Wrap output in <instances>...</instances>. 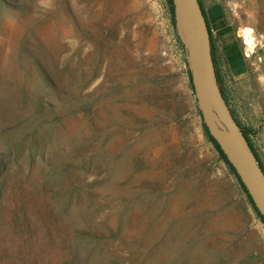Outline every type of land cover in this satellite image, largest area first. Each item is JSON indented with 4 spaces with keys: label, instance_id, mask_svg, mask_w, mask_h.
I'll list each match as a JSON object with an SVG mask.
<instances>
[{
    "label": "rangeland",
    "instance_id": "1",
    "mask_svg": "<svg viewBox=\"0 0 264 264\" xmlns=\"http://www.w3.org/2000/svg\"><path fill=\"white\" fill-rule=\"evenodd\" d=\"M201 1L264 166V0ZM177 37L167 0H0V264H264Z\"/></svg>",
    "mask_w": 264,
    "mask_h": 264
},
{
    "label": "water",
    "instance_id": "2",
    "mask_svg": "<svg viewBox=\"0 0 264 264\" xmlns=\"http://www.w3.org/2000/svg\"><path fill=\"white\" fill-rule=\"evenodd\" d=\"M172 6L202 121L264 217V172L222 95L201 4L199 0H172Z\"/></svg>",
    "mask_w": 264,
    "mask_h": 264
},
{
    "label": "trees",
    "instance_id": "3",
    "mask_svg": "<svg viewBox=\"0 0 264 264\" xmlns=\"http://www.w3.org/2000/svg\"><path fill=\"white\" fill-rule=\"evenodd\" d=\"M168 1V7H169V11H170V14H171V20H172V24L174 26V18H173V6H172V0H167ZM200 4H201V7H202V10H203V13L205 15V18H206V21H207V25H208V29H209V32H210V40H211V53H212V59H213V62H214V66H215V70H216V75H217V80H218V83H219V86H220V89H221V92H222V95L223 97L225 98L226 100V96H225V93H224V90L222 88V85H221V81H220V77H219V72H218V68H217V63H216V58H215V47H214V37L211 33V27H212V22L208 19V16L205 12V9H204V6H203V3L201 0H199ZM214 23L218 24V28H217V37L220 39L223 47H225V34H224V30L226 28H229L227 25H223V18L221 15H217L215 18H214ZM230 29V28H229ZM235 37V36H234ZM178 39V37H177ZM179 40V39H178ZM237 43V42H236ZM179 45L181 47V50L182 52L184 53V50H183V46L182 44L180 43L179 41ZM183 62H184V69H183V72H184V75H185V78H186V81L188 83V86H189V89H190V94H191V97H192V100L194 101V106H195V109L197 111V113L199 114L200 118H201V125H202V129L204 131V134L206 135L208 141H210V143L212 144V146L214 147L215 151L217 152L218 154V157L219 159L224 163L225 167H226V170L229 174H231L234 179L236 180V182L238 183V185L240 186L242 192L244 193L246 199H247V202L250 204L252 210L254 211L255 215L259 218V220L262 222V224L264 225V217L258 212V210L256 209V207L254 206V203L252 202L248 192L246 191V188L244 187V185L242 184L240 178L238 177L236 171L234 170V168L232 167V165L228 162V160L226 159L225 155L223 154V152L221 151V149L219 148L217 142L212 138V136L209 134L205 124L203 123L202 121V117H201V114H200V111L198 110L197 108V104H196V101H195V98H194V91H193V86H192V82H191V77H190V72H189V69H188V66H187V62L185 60V58H183ZM227 102V101H226ZM236 122L239 124V126L242 128L243 130V134L245 135V137L247 138L248 142H249V145L251 147V149L253 150V152L255 153L256 157H257V160L259 161V164L264 172V166L262 164V162L260 161V158L258 157L251 141H250V130L243 126L236 118H235Z\"/></svg>",
    "mask_w": 264,
    "mask_h": 264
}]
</instances>
